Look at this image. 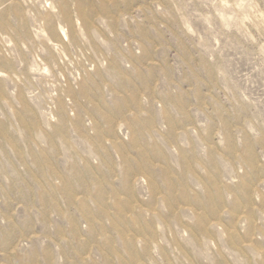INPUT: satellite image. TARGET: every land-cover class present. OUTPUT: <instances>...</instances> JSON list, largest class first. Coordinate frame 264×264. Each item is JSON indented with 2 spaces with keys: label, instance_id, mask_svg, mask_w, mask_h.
<instances>
[{
  "label": "rangeland",
  "instance_id": "1",
  "mask_svg": "<svg viewBox=\"0 0 264 264\" xmlns=\"http://www.w3.org/2000/svg\"><path fill=\"white\" fill-rule=\"evenodd\" d=\"M0 264H264V0H0Z\"/></svg>",
  "mask_w": 264,
  "mask_h": 264
},
{
  "label": "bare ground",
  "instance_id": "2",
  "mask_svg": "<svg viewBox=\"0 0 264 264\" xmlns=\"http://www.w3.org/2000/svg\"><path fill=\"white\" fill-rule=\"evenodd\" d=\"M63 41L66 42L65 39H63ZM63 45H64V44H63ZM63 45H62V46H63ZM54 47H55V46H54ZM59 49H60V47H59ZM59 49H58V50H59ZM66 57H67L66 54L64 55V54L60 53V59H61L62 61L59 60V62H58V63H59L58 66H59V67H60L61 64H63V65L66 64V63H65V62L67 61V59H65ZM77 70H78V69H77ZM70 74H71V73H69V76H70ZM75 74H76V75H80L79 73H75ZM62 78H63V82L66 83V84L70 81V77H68V76H64V77H62ZM76 79H78V78H76ZM76 79H73V78H72L71 80L74 81V80H76ZM78 80H79V79H78Z\"/></svg>",
  "mask_w": 264,
  "mask_h": 264
}]
</instances>
